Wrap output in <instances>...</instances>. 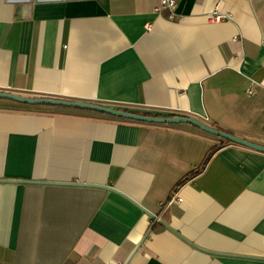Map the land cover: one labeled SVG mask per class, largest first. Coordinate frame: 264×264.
I'll use <instances>...</instances> for the list:
<instances>
[{"label": "crops", "instance_id": "0c3cea01", "mask_svg": "<svg viewBox=\"0 0 264 264\" xmlns=\"http://www.w3.org/2000/svg\"><path fill=\"white\" fill-rule=\"evenodd\" d=\"M160 3L0 0V91L264 146V0ZM116 262L264 264V152L0 97V264Z\"/></svg>", "mask_w": 264, "mask_h": 264}, {"label": "water", "instance_id": "95a60500", "mask_svg": "<svg viewBox=\"0 0 264 264\" xmlns=\"http://www.w3.org/2000/svg\"><path fill=\"white\" fill-rule=\"evenodd\" d=\"M0 97L10 98L14 100H18L25 103H48V104H58V105H65V106H75V107H82L97 110L100 112L108 113L111 115L124 117L132 120H139V121H146V122H154V123H189L197 126L198 128L205 130L208 133L214 134L216 136H220L222 138H226L231 142L238 143L250 148H253L258 151L264 152V146L247 140L245 138L239 137L235 134L230 132L217 129L214 126H211L197 118L185 116V115H176V116H158V115H147V114H140L127 110L118 109L111 106H106L102 104H95L91 102H84V101H75V100H62V99H54V98H43V97H28L21 94L11 93V92H4L0 91Z\"/></svg>", "mask_w": 264, "mask_h": 264}, {"label": "built area", "instance_id": "2783aa9c", "mask_svg": "<svg viewBox=\"0 0 264 264\" xmlns=\"http://www.w3.org/2000/svg\"><path fill=\"white\" fill-rule=\"evenodd\" d=\"M160 6L161 7L167 6V7H170V8H175L176 7V0H161ZM247 93H249V94L253 93L252 89L248 88L247 89ZM178 200H181V199H179V197H178ZM111 264H125V263L116 262V263H111Z\"/></svg>", "mask_w": 264, "mask_h": 264}, {"label": "trees", "instance_id": "16d2710c", "mask_svg": "<svg viewBox=\"0 0 264 264\" xmlns=\"http://www.w3.org/2000/svg\"><path fill=\"white\" fill-rule=\"evenodd\" d=\"M169 115H171V116H175V115H177V114H169ZM224 141H226V142H231L230 140H228V139H226V138H224ZM216 149V148H215Z\"/></svg>", "mask_w": 264, "mask_h": 264}, {"label": "rangeland", "instance_id": "374dc122", "mask_svg": "<svg viewBox=\"0 0 264 264\" xmlns=\"http://www.w3.org/2000/svg\"><path fill=\"white\" fill-rule=\"evenodd\" d=\"M214 135V134H213ZM216 136V135H215ZM220 136H218V138H219ZM221 138V137H220Z\"/></svg>", "mask_w": 264, "mask_h": 264}]
</instances>
